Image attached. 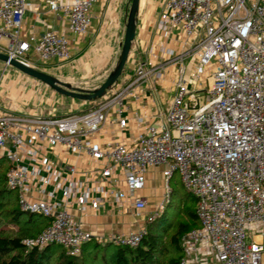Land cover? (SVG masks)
I'll list each match as a JSON object with an SVG mask.
<instances>
[{
    "label": "built area",
    "instance_id": "obj_1",
    "mask_svg": "<svg viewBox=\"0 0 264 264\" xmlns=\"http://www.w3.org/2000/svg\"><path fill=\"white\" fill-rule=\"evenodd\" d=\"M101 1L47 2L81 38ZM27 8L26 0H0V52L32 67L33 56L69 61L67 35L23 36ZM157 29L167 43L151 48L95 107L64 116L0 113L6 185L22 212L49 221L24 243L60 245L70 257L93 240L137 248L164 204L143 225L108 238L96 237L73 210L111 205L140 217L148 173L160 169L166 198L179 174L197 201L199 227L181 236L180 264H264V0H164ZM165 79L173 87L166 108L131 117L126 101ZM131 123L132 138L100 139L109 124L124 132Z\"/></svg>",
    "mask_w": 264,
    "mask_h": 264
},
{
    "label": "crops",
    "instance_id": "obj_2",
    "mask_svg": "<svg viewBox=\"0 0 264 264\" xmlns=\"http://www.w3.org/2000/svg\"><path fill=\"white\" fill-rule=\"evenodd\" d=\"M47 1L26 0L28 8L25 13L23 36L26 37L31 34L40 36L47 30H56L65 34L72 42L71 59L62 63L57 60L41 62L33 56L35 67L74 86L90 90L99 87L106 80L111 69L114 68L120 55L131 0H103L96 3L92 8L91 29L88 35L81 38L76 37L69 31L67 21L61 14L53 13ZM58 1L71 2L72 0ZM163 2L164 0H140L136 38L121 77L131 74V70H134L138 63L145 62L150 58L151 48L159 51L160 47L167 43L157 29ZM98 77L103 79L96 83L95 79H98ZM30 78L27 83L33 88H39L43 94L53 90L46 84L32 77ZM166 83V79L161 80L159 83L151 82L149 89L144 91L141 100L128 99L126 103L129 106V115L133 117L136 113L146 112L147 109L150 111L156 107L165 109L173 95V87H167ZM72 99L73 107L69 112H79L77 110L81 109V105L76 102L77 99ZM43 107L45 105H33L32 103L28 107L25 105L23 109L17 112L0 108V113L7 111L19 116L32 117L43 114ZM49 107L52 106L49 105ZM131 125L133 131L116 132V125L109 124L100 139L105 140L106 138H116L118 136L132 138L135 131L133 123ZM114 132L117 133L116 136ZM52 158L55 159V155H52ZM71 159L68 157L66 162H71ZM154 179H156L157 184L159 183L157 189L153 187ZM163 185L161 170L151 169L148 173L146 188L142 192L149 199V203L143 210L141 218L133 212L118 213L111 205H107L106 208L100 210L89 209L85 215L75 208L73 213L96 237L108 238L115 234L126 233L144 224L143 218L153 212L154 207L150 203L155 199H159L158 196L161 195Z\"/></svg>",
    "mask_w": 264,
    "mask_h": 264
},
{
    "label": "rangeland",
    "instance_id": "obj_3",
    "mask_svg": "<svg viewBox=\"0 0 264 264\" xmlns=\"http://www.w3.org/2000/svg\"><path fill=\"white\" fill-rule=\"evenodd\" d=\"M131 74L134 75V70H131ZM30 79V77H26V75L22 74L13 66H6L5 62L0 61V108L17 112L23 109L25 105L26 107H28L33 103V105H45L42 110L44 115H48L50 113L56 114L57 116H64L68 113L70 114L69 110L73 107V99L71 97L63 96L57 93L55 90H49L43 94V92L39 90V88H33L31 85H29V83H27ZM102 79L103 78L98 77V79H95L96 83H98ZM102 99L103 98L86 101L85 103L83 100L77 99L76 102L81 105V109L77 111L82 112L95 107L102 102ZM49 105H51L52 107H49ZM4 159V157L0 156V189H2L3 187H7L4 182ZM153 187L154 189H157L159 187V183L157 184L156 179H154ZM171 188L173 191H175V195L172 194L173 192L171 191L170 195L166 198L164 194L165 190L162 189L161 191L163 193L161 192V195L158 196L159 199H155L150 203V205L152 204L154 207L153 211L157 209L160 203L164 204L165 207H167V213H162V220L160 219L162 214L158 217L161 221H163V223L165 222V225L162 227L161 225H159L161 222H158V225L156 226L155 224L152 229L153 233L158 235V239L162 245V248L164 249V252L166 253L165 257L159 260L160 264H166L167 260L171 256L178 255L174 254L175 252H177V248L174 244H172L170 240L171 235L175 232V227L178 224V213L182 211L185 201H187V207L190 208L194 207L196 200L195 196L191 195L184 188L179 174H176V176L171 181ZM15 204L16 197L15 195L11 194L3 198L2 202L0 201V216L4 218L3 234L6 236H21L25 237V239L35 238L39 234V230L42 227L41 220L34 219L28 221L27 218H23V220L19 223L14 222L12 216L9 215V212ZM97 245L99 246L98 251L93 248ZM107 245L113 244L109 242L100 243L96 240H93L87 247V252L83 253L80 256V259H83L84 257L86 264H99V259H104L106 260V262L108 259L109 264H112L111 261L114 255V247H110ZM168 252L172 254H169ZM95 257L97 260L94 259ZM0 259H3V256L0 255ZM57 263L58 253L53 252L49 264Z\"/></svg>",
    "mask_w": 264,
    "mask_h": 264
},
{
    "label": "trees",
    "instance_id": "obj_4",
    "mask_svg": "<svg viewBox=\"0 0 264 264\" xmlns=\"http://www.w3.org/2000/svg\"><path fill=\"white\" fill-rule=\"evenodd\" d=\"M3 163L5 164V179L4 182L6 184V173L8 170L7 160L4 159ZM7 186V185H6ZM172 194L175 191L172 190ZM9 194L15 195L16 204L13 205L9 215L12 216L14 222H21L23 218H27L28 221L40 219L42 222V227L39 230V233L49 224V221L41 216H36L32 214L24 213L20 210L18 206V195L15 191L10 190L8 187H3L0 189V201L8 196ZM175 195V194H174ZM172 201V198H171ZM185 201V200H184ZM187 201H185L186 203ZM183 206V209L180 213H178V224L175 227V232L171 235V242L177 248V252L174 254H178L171 256L166 264H180V259L183 255V250L181 247L180 239L181 236L197 227H199V220L196 215V204L195 200L194 207H187V203ZM167 213V207H165L163 213ZM169 215V214H167ZM163 214L161 216L162 220ZM184 217V218H183ZM186 217V218H185ZM175 218V217H174ZM177 218V217H176ZM159 218L152 223L149 227V234L143 240V242L137 248H128V247H117L114 245H107L114 247L113 249V257L112 264H160V259L165 257L164 249L158 239V235L153 233V226L158 222H161L159 225L162 227L165 225V222L161 221ZM167 219V218H166ZM4 226V218L0 216V255L3 256V259H0V264H49L52 253H58V263L57 264H86L85 259H80L83 253L87 252V247L90 245L87 244L82 250L80 256L70 257L65 254V251L62 247L52 244L48 245L44 249L33 248L28 249L24 243L25 237L21 236H6L3 231ZM57 248V249H56ZM98 251L99 246L93 247ZM56 249V250H55ZM169 253V252H168ZM172 254V253H169ZM95 260L96 257L94 258ZM99 264H109V260L99 259Z\"/></svg>",
    "mask_w": 264,
    "mask_h": 264
},
{
    "label": "water",
    "instance_id": "obj_5",
    "mask_svg": "<svg viewBox=\"0 0 264 264\" xmlns=\"http://www.w3.org/2000/svg\"><path fill=\"white\" fill-rule=\"evenodd\" d=\"M140 11V0H131L126 19L125 37L122 48L114 68L111 70L106 80L95 89H84L78 86L62 81L58 77L46 73L40 69L23 64L22 62L11 58L10 56L0 52V61L6 63V66H13L25 75L32 77L55 90L57 93L74 99L92 101L103 98L117 83L123 74L127 65L129 55L136 38L138 15Z\"/></svg>",
    "mask_w": 264,
    "mask_h": 264
}]
</instances>
